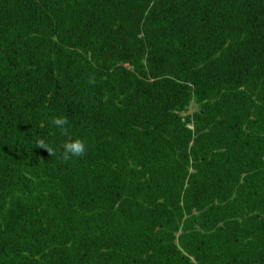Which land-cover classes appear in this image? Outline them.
<instances>
[{
    "label": "trees",
    "instance_id": "trees-1",
    "mask_svg": "<svg viewBox=\"0 0 264 264\" xmlns=\"http://www.w3.org/2000/svg\"><path fill=\"white\" fill-rule=\"evenodd\" d=\"M0 264H264V0H0Z\"/></svg>",
    "mask_w": 264,
    "mask_h": 264
},
{
    "label": "clouds",
    "instance_id": "clouds-1",
    "mask_svg": "<svg viewBox=\"0 0 264 264\" xmlns=\"http://www.w3.org/2000/svg\"><path fill=\"white\" fill-rule=\"evenodd\" d=\"M89 82L94 83V79L90 78ZM52 123L56 128L60 130L63 136L67 137V139H65L60 146L62 149V151L60 152V157L65 161L73 158H82L86 154L88 149L84 140L80 138H72L68 128V118L66 116L56 117L53 119ZM35 143V147L45 149L49 156L52 157L57 155L56 149L46 143L44 139L37 138Z\"/></svg>",
    "mask_w": 264,
    "mask_h": 264
}]
</instances>
